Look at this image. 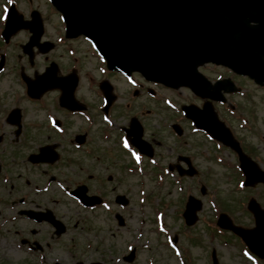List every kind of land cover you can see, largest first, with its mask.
Here are the masks:
<instances>
[{
    "label": "rangeland",
    "instance_id": "obj_1",
    "mask_svg": "<svg viewBox=\"0 0 264 264\" xmlns=\"http://www.w3.org/2000/svg\"><path fill=\"white\" fill-rule=\"evenodd\" d=\"M5 1L0 0V13L1 5ZM14 1L16 7L26 16L29 13L28 8L39 12L42 17L45 37L55 43L49 57L59 58L61 71L74 64V56L80 58L78 96L97 106L99 101L94 97L92 87L88 86L91 85L89 78L96 81L103 77H109L112 83L117 84L119 93L125 99L119 101L123 102L122 104L128 101L126 91L131 83L126 82L118 75L105 71L99 59L86 50V44L83 41L65 39L60 15L46 0ZM26 35L27 33L22 31L14 38L8 48L12 59L11 66L9 71L0 78L1 98L10 105L18 104L11 101V95L14 92L19 93L21 88L16 80L18 67H14L16 68L15 74L11 70L13 64H18L12 55L21 52L17 42H24ZM58 37H60L61 43L56 42ZM47 63L48 60H43V57L37 53L36 56L34 55L32 66H27V72L29 74L41 73ZM19 64H23V61ZM210 68L209 66L205 68L210 79L216 78L217 73L222 72L220 69L213 68L214 73H209ZM235 79L243 93L242 96L236 98L239 111L237 113L248 116L251 130L245 131L246 129H239L237 123L231 124L238 128L237 131L242 130L239 132L244 133L246 148L252 154L257 155L258 161L263 162L261 167L264 168L263 90L253 84L250 85L247 79ZM135 82L141 83L137 76L134 77L132 83ZM153 88L158 91L156 98L151 99L143 92L139 99L140 110L123 111L127 113L122 118L116 119L112 128L111 136L113 137L109 138L108 142H103L99 138L98 147L104 153V162L108 164V173L112 175L110 182H106L105 175H103L104 198L111 206V211H105L103 208L96 210L76 208L61 193L57 196L61 200V203L57 204V210L60 214L66 215L63 218L69 229L58 240L57 251L53 259L64 264H77V260L86 264L91 261L107 263L120 258L122 253L128 252L127 245H133L136 248V256L133 262L127 264H148L149 262L153 264H181L182 260L177 258L179 255H175L167 247L164 234L157 233V229L162 228L170 235L177 234L178 247L184 248L185 253L182 256L188 264H212L210 256L212 249L216 253V264H264V260L258 262L248 252H244L242 250L244 245L239 243L236 237L223 231L218 232L211 227L216 219L217 210L220 208L229 214L235 223L252 226L253 218L246 210L245 203L249 196H253L264 207V187L256 185L241 189L239 181L242 177L235 168L233 169L234 158L227 151L215 149L214 144L208 141L200 131L193 130L189 122L179 113L180 104L191 102L198 104L201 101L199 98L185 88L168 89V91L160 86H153ZM4 89H7V92ZM54 91L48 92L46 98L53 97ZM164 100H167L173 109L177 107L176 111L172 108L169 109ZM131 117L141 119L143 138L152 145L156 155L155 162L161 167L157 175L152 165L149 166L147 163L145 173L141 172L140 175L128 174L123 168L125 164H128V158L124 153L118 151V146L115 144L117 136L114 132L118 127L126 126ZM31 121L32 119L28 117L27 122ZM178 122L184 129L180 137L170 130V123ZM78 124H81L80 128L84 126V122L78 121ZM105 126L108 125L105 124ZM183 154L191 157L192 164L198 169L197 175L179 177L175 172L165 174L166 164H175L176 157ZM76 158L87 165L91 163V161H85L82 152H78ZM217 158H220L221 161H217ZM226 163L231 166L230 169L225 165ZM85 177L83 174L75 176L74 179L79 180ZM92 184L95 185V182ZM202 184L205 186L203 196L199 192ZM94 188L96 185L91 187L93 192ZM117 194H123L129 199V203L124 209L114 203ZM188 195L198 198L202 208L197 212L196 223L187 227L183 223L181 212ZM142 197H144V201L140 202ZM158 210L164 213L165 224H155V213ZM116 211L125 218V226L119 227L116 224L113 217ZM139 220L142 221L139 222ZM8 257V264L17 263L18 257L13 252ZM25 259L29 262L33 260L31 256ZM119 263L125 264L122 261Z\"/></svg>",
    "mask_w": 264,
    "mask_h": 264
},
{
    "label": "water",
    "instance_id": "obj_2",
    "mask_svg": "<svg viewBox=\"0 0 264 264\" xmlns=\"http://www.w3.org/2000/svg\"><path fill=\"white\" fill-rule=\"evenodd\" d=\"M52 2L63 15L66 36L82 34L88 37L111 70L127 74L137 70L150 80L174 88L189 86L196 94H202V90L209 86L197 72V67L206 62L222 64L236 73L248 74L258 83H264V64L261 62L264 56V0ZM9 18L20 20L14 11L10 12ZM253 20L257 23L250 25ZM20 25L18 22L12 30L15 31ZM74 78L72 84L66 87H62L57 82L59 80L47 81V88L62 87V104L68 107L74 102ZM26 82L30 91L37 89L28 79ZM216 85L221 86L222 83L217 82ZM103 92L106 97L110 95L109 90L103 88ZM208 108V105L203 108L205 112L197 111L193 106L185 107L184 110L198 127L212 128L213 125L207 124ZM135 126L139 131L134 133L132 142L138 147L142 143L143 148L147 149L140 141L141 129L138 123L132 120L131 130ZM145 152L151 155V151ZM184 160L189 163L188 159ZM240 160L246 174V185L264 182V171H260L243 154H240ZM185 173L192 175L195 171L189 165ZM198 208L199 202L189 197L184 215L191 221L194 219L193 212ZM248 208L255 218L254 228L235 226L225 214H221L218 223L239 235L253 253L263 257L264 210L253 200Z\"/></svg>",
    "mask_w": 264,
    "mask_h": 264
},
{
    "label": "flooded vegetation",
    "instance_id": "obj_3",
    "mask_svg": "<svg viewBox=\"0 0 264 264\" xmlns=\"http://www.w3.org/2000/svg\"><path fill=\"white\" fill-rule=\"evenodd\" d=\"M23 32L27 33L24 41L26 42L29 34L27 31ZM13 36L6 42L0 39V54L4 55L2 69L6 70V73L10 68L8 60L11 54L8 48L17 35ZM24 42H17V46L21 49ZM40 42H48V46L50 45L48 52L39 53L43 60L55 61L60 67L58 57H49L55 43L45 37L44 30ZM45 46L47 45H43L42 48ZM4 48L7 49L5 54ZM34 52L36 56L37 48H34ZM17 58V63L23 61V64H13L11 70L15 74L14 67H18L16 80L21 82V73L33 76L35 72L33 74L27 72L26 68L30 64L25 54L21 52ZM59 71V75H65L68 69L64 68L61 71L59 68ZM247 80L250 85L253 84L263 90L264 97V86L256 85L249 78ZM20 86L22 88L19 93L14 92L11 95V101L17 102V105L4 102L0 92V264L9 263L8 255L11 252L18 257L16 264H28L29 261L25 259L28 256L33 258L32 263L53 264L56 261L53 256L57 251L58 240L69 229L63 218L66 215L60 214L57 210V204L61 203L60 198L57 197L60 193L59 187L63 184L64 192L69 194L71 189L84 184L88 194H97L103 200V175L106 182L112 180V175L108 173L109 166L104 162V153L98 147L99 138L103 142L108 140L105 135L109 127L105 126L106 121L102 120V116L110 118L114 124L116 119L122 118L127 113L123 111L140 110L139 99L143 89H133L130 95L127 91L128 101L122 104L123 102L119 100L125 99L119 95L115 83H112L116 98L104 114L100 106H93L84 101L77 93L75 97L85 106L79 111L60 106L59 89L54 91L55 94L50 100L46 98L50 90L38 98H32L26 94L23 85ZM4 90L7 92V89ZM145 90L147 92L148 88ZM102 100L100 96L98 101L102 102ZM213 106L218 118L231 129L239 141L242 150L258 160L257 155L246 148L244 133L239 132L242 130L237 131L238 128L231 124L238 123L244 114L237 113L239 111L236 105L222 107L224 105L213 103ZM228 108L231 110L230 113L227 111ZM14 109L17 110L10 114ZM28 117L32 119L31 122H27ZM78 121L84 122L85 126L80 128L81 124H78ZM120 129L124 131V126ZM241 129L249 131L250 127L245 125ZM43 147H48L51 153L49 158L53 156L52 159L33 161L32 156L37 155L39 148ZM224 150L237 159L232 150L227 147H224ZM78 152L84 153L85 161L91 163L87 165L76 158ZM260 165H263V162H260ZM83 174L86 176L84 179H74L75 176ZM92 182L96 185L94 192L93 189L91 190V187H95ZM47 217L61 220L65 233L61 236L56 235Z\"/></svg>",
    "mask_w": 264,
    "mask_h": 264
},
{
    "label": "snow or ice",
    "instance_id": "obj_4",
    "mask_svg": "<svg viewBox=\"0 0 264 264\" xmlns=\"http://www.w3.org/2000/svg\"><path fill=\"white\" fill-rule=\"evenodd\" d=\"M7 2L8 3H11L12 2V0H7ZM3 19H5V17L4 16H2V15H0V20H3ZM127 146V145H126Z\"/></svg>",
    "mask_w": 264,
    "mask_h": 264
}]
</instances>
